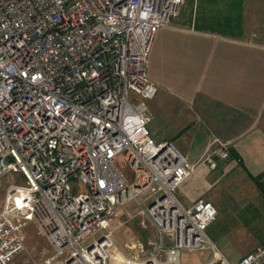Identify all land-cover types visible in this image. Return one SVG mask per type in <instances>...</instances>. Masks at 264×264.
Returning <instances> with one entry per match:
<instances>
[{"label": "built area", "instance_id": "1", "mask_svg": "<svg viewBox=\"0 0 264 264\" xmlns=\"http://www.w3.org/2000/svg\"><path fill=\"white\" fill-rule=\"evenodd\" d=\"M184 2L0 0V184L9 173L24 179L4 191L0 264L23 251L30 223L53 251L43 264H111V255L115 264H179L183 251L208 253L202 264H264V242L227 260L207 235L214 205L176 195L193 167L148 127L158 92L151 46ZM117 157L133 171L131 185ZM228 159V144L215 139L203 163L215 170ZM72 181L83 189L73 192ZM136 199L159 240L144 259L122 255L109 230Z\"/></svg>", "mask_w": 264, "mask_h": 264}, {"label": "crops", "instance_id": "2", "mask_svg": "<svg viewBox=\"0 0 264 264\" xmlns=\"http://www.w3.org/2000/svg\"><path fill=\"white\" fill-rule=\"evenodd\" d=\"M242 4L234 7L236 27L227 33L196 29L194 24L180 30L165 27L151 46L147 71L158 92L149 101V124L158 121L166 105L174 115L180 114L182 122L173 137L193 172L176 195L187 206L206 199L234 174L264 197L249 176L258 178L264 189V42L255 41L245 0ZM150 132L154 136V129ZM215 139L228 144L229 159L217 161L216 169L210 170L203 159ZM252 193L255 201L259 196ZM261 206L264 212V200Z\"/></svg>", "mask_w": 264, "mask_h": 264}, {"label": "rangeland", "instance_id": "3", "mask_svg": "<svg viewBox=\"0 0 264 264\" xmlns=\"http://www.w3.org/2000/svg\"><path fill=\"white\" fill-rule=\"evenodd\" d=\"M243 5L242 0H185L179 14L171 19L170 30H180L194 24L196 29L206 28L227 33L230 28L236 27L232 15L234 7ZM245 6L248 10L247 19L252 21L249 27L254 32L255 41L264 42V0H245ZM181 122L180 114L179 117L174 115L166 105L158 121L152 122L148 127L155 131L152 137L157 140L170 139L178 148L179 140L173 135L178 131ZM115 165L128 185H131L134 173L126 162L117 157ZM12 183L23 185L22 175L9 173L3 178L0 184V207L5 188ZM248 184L252 183L241 175H230L206 196V199L211 195L215 196L208 200L217 210L215 220L207 229V235L231 263L237 262L264 242V212L261 206L264 197L258 189H251L254 185ZM70 185L73 192L83 189L77 181H72ZM252 192H257L256 196H259L255 201ZM144 206L143 199H136L124 206L111 220L109 230L122 255L144 259L150 257L158 245L155 227L140 214ZM104 233L103 229L97 231L83 242L84 246L98 240ZM52 252L47 240L39 233L37 227L30 223L25 229L24 249L11 264H43V260ZM207 254L183 251L179 264H202L209 255ZM115 260L111 255L109 263L115 264Z\"/></svg>", "mask_w": 264, "mask_h": 264}, {"label": "trees", "instance_id": "4", "mask_svg": "<svg viewBox=\"0 0 264 264\" xmlns=\"http://www.w3.org/2000/svg\"><path fill=\"white\" fill-rule=\"evenodd\" d=\"M250 178L256 183V185L264 192V189L262 188V186L260 185L258 178H254L249 174Z\"/></svg>", "mask_w": 264, "mask_h": 264}]
</instances>
